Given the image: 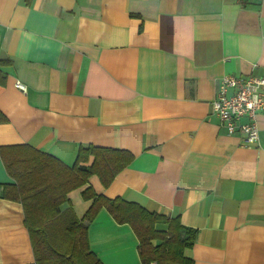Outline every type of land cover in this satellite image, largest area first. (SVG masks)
Listing matches in <instances>:
<instances>
[{"label": "crops", "instance_id": "obj_1", "mask_svg": "<svg viewBox=\"0 0 264 264\" xmlns=\"http://www.w3.org/2000/svg\"><path fill=\"white\" fill-rule=\"evenodd\" d=\"M226 74L264 77V0H0V185L14 183L5 147L69 167L83 145L123 150L109 185L67 193L77 218L90 186L195 229L191 264H264V109L255 145L219 127ZM22 208L0 197V264L34 261ZM87 235L102 264H142L104 207Z\"/></svg>", "mask_w": 264, "mask_h": 264}, {"label": "trees", "instance_id": "obj_2", "mask_svg": "<svg viewBox=\"0 0 264 264\" xmlns=\"http://www.w3.org/2000/svg\"><path fill=\"white\" fill-rule=\"evenodd\" d=\"M4 120L0 115V121ZM1 156L14 183L0 185V197L22 204L34 255L29 264H102L90 250L87 235L89 223L102 207L117 223L132 228L142 264H191L183 250L192 245L196 231L178 217L149 212L120 197L97 195L90 186L82 191L83 199L91 200L82 218L76 217L68 203L67 193L87 184L92 175L103 186L109 185L131 161L130 153L83 145L71 167L28 145L2 148ZM157 222L166 223L167 230H155ZM155 239L160 243L154 244Z\"/></svg>", "mask_w": 264, "mask_h": 264}, {"label": "built area", "instance_id": "obj_3", "mask_svg": "<svg viewBox=\"0 0 264 264\" xmlns=\"http://www.w3.org/2000/svg\"><path fill=\"white\" fill-rule=\"evenodd\" d=\"M15 86L26 90L18 81ZM262 109L264 77L226 74L220 78L211 102V112L218 119V126L224 128L227 134L241 136L243 145H255L259 136L257 117Z\"/></svg>", "mask_w": 264, "mask_h": 264}]
</instances>
